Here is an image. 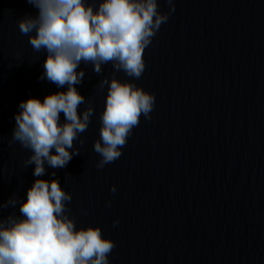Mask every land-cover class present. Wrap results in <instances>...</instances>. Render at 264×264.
<instances>
[{
	"label": "water",
	"instance_id": "water-1",
	"mask_svg": "<svg viewBox=\"0 0 264 264\" xmlns=\"http://www.w3.org/2000/svg\"><path fill=\"white\" fill-rule=\"evenodd\" d=\"M173 4L135 79L154 93L151 119L141 116L121 156L98 169L99 80L114 70L108 63L97 75L81 63L75 87L94 115L83 144L74 141L78 154L64 168L45 165L43 178L55 172L71 194L76 226L99 225L113 240L110 264H264V0ZM158 7L167 12V0ZM37 11L27 0H0V218L19 215L3 204L23 200L34 180L29 150L11 138L18 104L57 91L40 79L44 52L18 28Z\"/></svg>",
	"mask_w": 264,
	"mask_h": 264
},
{
	"label": "clouds",
	"instance_id": "clouds-1",
	"mask_svg": "<svg viewBox=\"0 0 264 264\" xmlns=\"http://www.w3.org/2000/svg\"><path fill=\"white\" fill-rule=\"evenodd\" d=\"M27 2L38 11L17 20L19 31L27 35L34 52H44L40 79L54 84L57 91L43 99L25 98L14 113L11 138L29 150L24 164L34 166V180L23 200L10 196L3 204L18 206L19 215L0 218V264H110L113 240L102 235L99 225L76 226L67 208L71 194L61 187L55 172L43 178L45 165L64 168L78 154L74 141L83 144L81 134L94 115L92 104L75 87L85 75L81 63L91 64L97 75L102 65H112L113 74L99 80L106 92L99 112V139L93 141L99 155L96 167L102 169L121 156L141 116L151 119L154 93L135 79L145 69V49L175 6L167 0L168 11L163 12L158 0ZM116 71L131 79L118 78ZM109 191L115 194L116 186L110 185ZM112 223L116 226L118 218Z\"/></svg>",
	"mask_w": 264,
	"mask_h": 264
}]
</instances>
